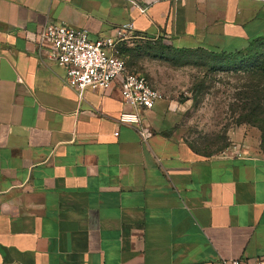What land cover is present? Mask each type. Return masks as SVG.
Segmentation results:
<instances>
[{"label": "crops", "instance_id": "0c3cea01", "mask_svg": "<svg viewBox=\"0 0 264 264\" xmlns=\"http://www.w3.org/2000/svg\"><path fill=\"white\" fill-rule=\"evenodd\" d=\"M141 8H145L143 13ZM50 22L120 45L204 51L221 66L264 38V0H0V264H224L264 258V154L254 127L215 154L118 118L117 85L87 90L40 54ZM143 43V44H142Z\"/></svg>", "mask_w": 264, "mask_h": 264}, {"label": "rangeland", "instance_id": "374dc122", "mask_svg": "<svg viewBox=\"0 0 264 264\" xmlns=\"http://www.w3.org/2000/svg\"><path fill=\"white\" fill-rule=\"evenodd\" d=\"M120 53L129 70L165 92L168 98L159 104L170 128L198 150L208 155L225 150L231 130L246 125L255 128L264 154V42L246 56L245 61L257 57L254 64L233 71L215 68L214 60L201 52L133 44Z\"/></svg>", "mask_w": 264, "mask_h": 264}, {"label": "built area", "instance_id": "2783aa9c", "mask_svg": "<svg viewBox=\"0 0 264 264\" xmlns=\"http://www.w3.org/2000/svg\"><path fill=\"white\" fill-rule=\"evenodd\" d=\"M132 38H141L133 22L119 27L115 36L96 39L87 30L65 23L50 22L37 33L40 54L65 68V83L81 97L87 90L104 91L117 85L126 105L118 120L135 126L146 141L152 131L144 125L141 111L153 109L168 96L145 75L128 69L119 46ZM224 264H264V258L227 259Z\"/></svg>", "mask_w": 264, "mask_h": 264}, {"label": "trees", "instance_id": "16d2710c", "mask_svg": "<svg viewBox=\"0 0 264 264\" xmlns=\"http://www.w3.org/2000/svg\"><path fill=\"white\" fill-rule=\"evenodd\" d=\"M264 42V38H261V39H258L256 42H254L245 52H241L239 55L235 56L233 58V60L229 63H226L225 65L223 64L221 66V64L217 63V59L214 58L213 56H211L210 54H208L207 52H204V51H183V50H175V49H172V48H168L166 46H161V45H152V44H148L149 46H153V47H156L157 50H161L163 48H166V49H170V50H173L175 52H178V53H205L207 56L211 57L213 60H214V67L221 70V71H233V68L236 69L235 67L239 66L240 64H245V65H248V64H254V62H256L258 60L257 57H250L247 61H245V59L247 58L246 56H248L251 51L254 49L256 50L258 46H260L262 43ZM138 45V44H137ZM126 46V44H123V45H120L119 48L120 50ZM256 52V51H255ZM257 53V52H256ZM244 65V66H245ZM242 66V67H244ZM195 150L197 151H200L198 150L196 147H194L192 144H190Z\"/></svg>", "mask_w": 264, "mask_h": 264}]
</instances>
